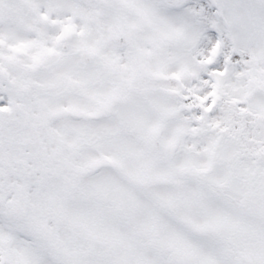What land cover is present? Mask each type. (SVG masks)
Returning a JSON list of instances; mask_svg holds the SVG:
<instances>
[{"label": "snow or ice", "instance_id": "1", "mask_svg": "<svg viewBox=\"0 0 264 264\" xmlns=\"http://www.w3.org/2000/svg\"><path fill=\"white\" fill-rule=\"evenodd\" d=\"M0 264H264V0H0Z\"/></svg>", "mask_w": 264, "mask_h": 264}]
</instances>
